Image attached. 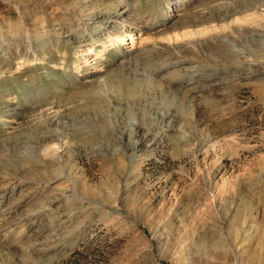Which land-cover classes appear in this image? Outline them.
Masks as SVG:
<instances>
[{
    "label": "rangeland",
    "instance_id": "rangeland-1",
    "mask_svg": "<svg viewBox=\"0 0 264 264\" xmlns=\"http://www.w3.org/2000/svg\"><path fill=\"white\" fill-rule=\"evenodd\" d=\"M3 191L0 264H264V0H0Z\"/></svg>",
    "mask_w": 264,
    "mask_h": 264
},
{
    "label": "bare ground",
    "instance_id": "bare-ground-1",
    "mask_svg": "<svg viewBox=\"0 0 264 264\" xmlns=\"http://www.w3.org/2000/svg\"><path fill=\"white\" fill-rule=\"evenodd\" d=\"M125 25H128V23L127 24H125ZM144 26H146L147 24H143ZM129 26V25H128ZM127 26V27H128ZM134 28V27H133ZM116 29V28H115ZM114 29V30H115ZM124 32H122V33H120L119 35H117L116 36V39H118V41L115 43L116 45H118V44H125V40L127 39V36H129V38L131 39V41L134 39V33H132V30H130V29H127V31L126 30H123ZM126 32V33H125ZM115 35V34H114ZM110 38V37H109ZM112 40V39H111ZM111 40L109 41V43L111 42ZM47 43V42H46ZM104 44H107V43H104ZM214 85L213 84H211V83H208V84H206L205 85V87H207V88H209V89H206L205 91H210V90H215L214 89V87H213ZM217 94V93H216ZM13 182V181H12ZM15 183L16 182H13L12 184H8V183H6V184H4V186L5 185H10L9 187H11V190H13V188H14V186H15ZM7 185V186H8ZM3 186V187H4ZM10 193L11 192H8L7 193V191H3V193L1 194V196H0V200L1 199H4V201L1 203L0 202V215H3V214H5L6 212L7 213H9V212H11L12 211V209L14 208L13 207V203L11 202V198L9 199V196H10ZM42 215L43 214H37V215H35L37 218H40V217H42ZM34 217V216H33ZM29 219H31V217H26V221H28ZM30 222H32V220H29V223ZM41 230H45V228L43 227V228H41Z\"/></svg>",
    "mask_w": 264,
    "mask_h": 264
}]
</instances>
